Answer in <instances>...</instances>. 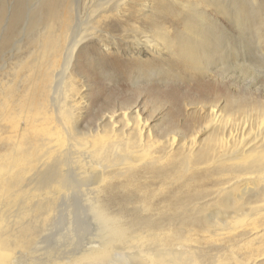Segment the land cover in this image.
<instances>
[{"label":"bare ground","instance_id":"obj_1","mask_svg":"<svg viewBox=\"0 0 264 264\" xmlns=\"http://www.w3.org/2000/svg\"><path fill=\"white\" fill-rule=\"evenodd\" d=\"M225 22H247L264 58V0H0V264H23L74 188L101 235L24 264H264V102L232 99L227 116L260 120L235 137L221 109L205 106L208 139L185 144L158 143L127 105L102 113L96 130L77 125L87 106L79 55L121 63L103 36L119 29L131 66L166 55L192 76L223 78L245 60L218 39L233 34ZM178 24L183 36L171 33Z\"/></svg>","mask_w":264,"mask_h":264},{"label":"rangeland","instance_id":"obj_2","mask_svg":"<svg viewBox=\"0 0 264 264\" xmlns=\"http://www.w3.org/2000/svg\"><path fill=\"white\" fill-rule=\"evenodd\" d=\"M243 23H241V26L233 28L225 22V28L233 34L230 36L231 34L225 33L218 36V39H228L226 40L232 47L230 50L237 53L240 61L242 58L245 59H243L244 62L241 61L243 64L240 69H229V72L226 76L223 75V78L219 76L220 69L211 75L202 73L199 76H192L184 72V69L180 66L170 64V60L166 55L155 60H150L149 57L145 56L142 57L143 61L140 66L135 63L131 66L128 63L129 56L122 51V47H126V43L121 38L122 33L118 28H115L111 31L110 37L105 35L103 38L109 44V47L112 46L119 50L112 49L108 53L118 55L121 58L120 64L106 66L100 63L102 60L96 55L93 58L96 62H93L91 61L92 52L90 51L81 53L76 62L75 77L81 79L87 101V106L83 108L82 118L77 123L79 130L82 133L88 132L89 129L96 130L99 125L104 123L101 120L105 111L107 113L111 109L110 112H120V110L123 111L124 105H127L131 108L138 107L141 110L142 120H147L151 135L157 142L159 141L158 143L164 142L172 135L175 139L180 140V144L187 143L194 136L198 138V141H205L208 139L210 131L207 129L201 130L199 126L206 114L205 108L216 105L224 115L222 126L225 125V129L227 127L224 132L226 136L231 133L232 136L230 137H233L235 135L234 131L236 135L241 136L240 132L237 131L238 128L240 131L241 127L247 128V132L254 133L260 122L258 120L259 122L256 125L254 114H251V112L235 113L232 116L226 114L232 111V99L235 97H247L248 99H257L264 102V58L257 50L260 48V44L257 42L256 36H253L254 33L250 32L252 28L249 31L250 25L248 23L244 25ZM145 28L149 30L147 24ZM172 29L174 30H171V33L174 31L183 36L186 27L178 24ZM183 29L184 33H182ZM197 39L194 38V40ZM147 60H149V63L146 62ZM227 64L229 66L230 63ZM222 132L220 133L222 134ZM86 156L83 153L81 158L87 161L89 158ZM50 167H53V165ZM63 170L68 173V179H70L68 181L71 183L69 185H75L77 183L76 178L71 181L76 177L75 168L68 165ZM73 182L75 183L73 184ZM81 188L84 189L85 187ZM74 191H76L75 188L66 196L67 200H65V204L68 206L71 204V207H64L62 200L61 203L59 202L66 211L62 210L60 206L58 209L61 212H52L53 215L49 219L46 232H42L43 237L46 236L47 239H41L40 235L37 240L39 243L36 242L34 246L28 248L29 252L25 253L26 257L21 258V263L32 261L34 258L37 260L38 258L43 259L47 253L49 255H61V253L69 255L71 251L80 246H87L88 242L101 235L98 234V227L96 228V224L89 213L83 212L87 208L84 201L85 196H82L80 189ZM59 204L57 203L58 207ZM135 206L129 205L127 210L132 212Z\"/></svg>","mask_w":264,"mask_h":264}]
</instances>
